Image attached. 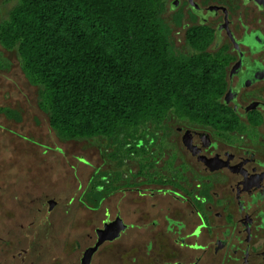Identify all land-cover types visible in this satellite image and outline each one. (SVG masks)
<instances>
[{
    "label": "rangeland",
    "instance_id": "1",
    "mask_svg": "<svg viewBox=\"0 0 264 264\" xmlns=\"http://www.w3.org/2000/svg\"><path fill=\"white\" fill-rule=\"evenodd\" d=\"M195 1L227 5L235 19L239 10L235 6L241 3V0ZM82 2L94 6L95 16L114 32L116 39L132 43L133 56L140 60L150 86L167 87L158 100L165 102L167 110L160 113L161 121L140 126L135 138L124 146L116 145L108 137L64 140L51 128L48 114L40 109L39 88L27 79L18 50L7 49L0 40V264H82L86 251L96 245L97 229H104V222L115 216L126 228L114 243L105 248L101 245L97 251L110 250L119 255L118 262L114 254L105 264H190L199 259L200 264H219L222 257L216 258L212 252L203 256L196 248L169 246L173 237L168 232V223L159 214L161 207L152 206L157 204L158 196L149 197L152 214L148 215L140 193L170 190L182 198L198 199L208 212L209 195L218 190L225 219L235 209L231 174L208 173L186 151L182 139V132L194 130L210 134L222 149L239 151L259 144L260 135L224 108L222 98L216 106L211 104L210 94H218L219 86L227 82L230 73L228 67L223 70L217 66L215 73L205 76L206 65L216 54L213 28L222 22L221 18L209 20L208 26L194 22L185 0ZM21 3L22 0H0V25ZM118 6L145 10L142 13L145 23L148 9L161 11L159 16L171 30L167 39L171 50L196 58L184 72L176 66L171 70L173 80L185 86L183 97L171 96V87L164 83L157 32L146 27L142 30L138 20L115 11ZM189 32L192 44L188 41ZM13 34L15 30L10 28L4 33L8 45ZM114 41L115 38L111 43ZM137 41L141 44L138 51ZM227 54L222 53V58ZM202 76L206 90L196 93L195 86ZM169 100L173 102L167 106ZM197 101L211 105L207 107L210 116L216 115L214 121H207L188 108ZM50 201L57 203L52 209ZM177 202L180 206L173 210V215L187 225L188 244L195 245L199 240L200 245L211 246L224 221L212 220L213 212H208L211 221L203 229L202 238H190L189 234L200 227V216L193 214L191 205ZM99 204L100 212L95 211ZM24 249L28 252L23 253ZM18 253L21 257L13 259ZM252 264H264V260L255 256Z\"/></svg>",
    "mask_w": 264,
    "mask_h": 264
},
{
    "label": "trees",
    "instance_id": "2",
    "mask_svg": "<svg viewBox=\"0 0 264 264\" xmlns=\"http://www.w3.org/2000/svg\"><path fill=\"white\" fill-rule=\"evenodd\" d=\"M118 7L115 11L138 20L142 30L146 27L157 32L164 83L171 87V96L183 97L185 86L173 80L171 70L176 66L184 72L196 58L171 50L167 40L171 30L159 16L161 11L148 9L145 23V10ZM9 28L15 34L8 45L3 36ZM0 30L5 47L18 50L27 79L39 88L40 109L48 114L50 126L60 138L108 137L124 146L135 138L140 126L162 120L160 113L167 108L164 101L158 100L167 87L150 86L140 60L133 56L132 43L116 39L114 32L95 16L92 4L82 0H22ZM190 34L188 41L192 44ZM113 38L116 41L111 43ZM140 46L137 41V51ZM142 47L145 51V43ZM223 59L219 53L211 56L205 76L215 73L217 66L224 70ZM225 84L219 86L218 94H210L213 106L222 98ZM195 87L196 93L206 90L203 76ZM172 102L167 101V106ZM207 106L211 105L197 101L188 108L207 121H214L216 115L210 116Z\"/></svg>",
    "mask_w": 264,
    "mask_h": 264
},
{
    "label": "flooded vegetation",
    "instance_id": "3",
    "mask_svg": "<svg viewBox=\"0 0 264 264\" xmlns=\"http://www.w3.org/2000/svg\"><path fill=\"white\" fill-rule=\"evenodd\" d=\"M185 1L194 22L208 26L209 20L221 18L222 22L213 28L214 50L216 54L227 51L228 54L223 60L225 68L230 69L221 104L229 109L236 119L247 122L256 134L260 135L259 144L233 151L222 149L221 144L215 142L208 133L194 130L182 132L184 148L204 167V170L220 176L230 173L234 181L231 190L235 209L231 212L233 215L230 214L227 219L222 210L224 207L221 205L220 192L217 190L209 195L211 200L207 210L213 212L212 220L216 218L224 221L211 246L200 245L199 240L195 245L188 244L187 225L173 215V210L180 206L177 201L191 205L193 214H198L201 222L200 227L189 236L201 239L203 229L208 228L211 220L198 199L182 198L170 190L152 193L146 191L145 194L140 193L141 203H145V214L149 212L148 215H151V209L148 207L149 197L158 196L157 204L152 206L161 207L159 214L168 223V232L173 237L169 246L196 248L200 253L203 252V256L208 253L211 255L212 252L216 258L222 257L219 264H252L255 256L264 260V0H241V3L235 6L239 9L236 19L227 5ZM172 199L177 201L173 202ZM100 208L99 204L95 211L100 212ZM105 208L109 214L108 207ZM214 208H218L219 211H213ZM116 218L117 216L105 221L104 224H110ZM95 238L94 244L98 241V235ZM114 241L104 242V248ZM27 252L24 249L23 253ZM104 254L106 256L102 257ZM114 254L115 251L110 250L96 252L90 264H105V260L114 257ZM18 256L21 257V253L13 255L12 258L16 259ZM117 257L119 255L115 257L118 262ZM201 262L202 259H199L198 262L190 264Z\"/></svg>",
    "mask_w": 264,
    "mask_h": 264
},
{
    "label": "water",
    "instance_id": "4",
    "mask_svg": "<svg viewBox=\"0 0 264 264\" xmlns=\"http://www.w3.org/2000/svg\"><path fill=\"white\" fill-rule=\"evenodd\" d=\"M56 204L57 203L55 201L49 202L51 209L55 207ZM125 228L126 227L123 224V221L120 218H117L115 221L111 222L110 224H106L104 229L98 230L97 231L98 241L94 247L89 248L86 251L82 259V264H90L93 255L98 251L101 245H103L104 242L106 241H114L115 239H117Z\"/></svg>",
    "mask_w": 264,
    "mask_h": 264
}]
</instances>
